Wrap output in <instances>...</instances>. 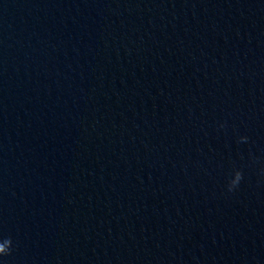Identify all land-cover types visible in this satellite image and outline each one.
<instances>
[{
    "label": "clouds",
    "instance_id": "9594fccd",
    "mask_svg": "<svg viewBox=\"0 0 264 264\" xmlns=\"http://www.w3.org/2000/svg\"><path fill=\"white\" fill-rule=\"evenodd\" d=\"M241 179H242V174L240 172H237L235 179L232 181V185L229 187V190H231L232 187H235ZM11 244L12 241L10 238H5L3 242H0V255L10 254Z\"/></svg>",
    "mask_w": 264,
    "mask_h": 264
}]
</instances>
